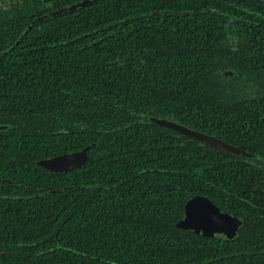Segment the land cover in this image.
Listing matches in <instances>:
<instances>
[{"label": "trees", "instance_id": "1", "mask_svg": "<svg viewBox=\"0 0 264 264\" xmlns=\"http://www.w3.org/2000/svg\"><path fill=\"white\" fill-rule=\"evenodd\" d=\"M2 1L0 264H264V170L155 121L264 144V97L225 93L264 61V0ZM196 195L234 238L185 227Z\"/></svg>", "mask_w": 264, "mask_h": 264}, {"label": "water", "instance_id": "2", "mask_svg": "<svg viewBox=\"0 0 264 264\" xmlns=\"http://www.w3.org/2000/svg\"><path fill=\"white\" fill-rule=\"evenodd\" d=\"M93 1L97 0H82L71 5L69 8L82 7ZM68 8V9H69ZM64 9L56 10L49 14L50 16L56 15ZM41 16L31 22L28 28L32 27L38 21L49 16ZM155 121L163 126L173 129L177 132L190 136L196 140L204 141L218 149H224L236 154H243L244 152L234 145H231L221 139L212 135L205 134L193 129H190L174 120L166 118H155ZM7 125L0 124V130L6 128ZM88 148L80 151L60 154L51 158L40 160V165L56 172H67L84 165L88 161ZM184 225L186 228L195 231L201 236H218V237H233L236 233L240 220L233 218L227 211L221 209L208 197L203 195H196L189 199L185 205V218Z\"/></svg>", "mask_w": 264, "mask_h": 264}, {"label": "flooded vegetation", "instance_id": "3", "mask_svg": "<svg viewBox=\"0 0 264 264\" xmlns=\"http://www.w3.org/2000/svg\"><path fill=\"white\" fill-rule=\"evenodd\" d=\"M233 48H234V45L232 46V49ZM231 54L232 53H230V55ZM231 60H233L232 63L230 62V64L233 65L232 66L233 68L235 64L238 65L239 63L238 61L234 59H230V61ZM263 66H264V61H260V62L258 61L256 63H253L252 68H249V69L247 68V69L242 70L241 74L238 73L239 71L237 67L232 70L226 71L227 75L237 78L235 82H232L231 80H229L228 90L225 92L227 96H230L233 98V100L229 99L230 102L238 101V100L240 101L243 99L245 100L253 99L259 96L264 97V70L262 69ZM241 150L244 152L241 155L245 157L246 161H248L249 163L253 165H256L257 167H259V169L264 170V144H247L245 148ZM228 214L232 216L233 218H237L238 220H240V225L238 226L235 235L231 238L218 237V236H210V237H216V238H221V239L222 238L232 239L237 235L238 229L242 225L243 221L242 219L238 218L234 214H231L229 212Z\"/></svg>", "mask_w": 264, "mask_h": 264}, {"label": "rangeland", "instance_id": "4", "mask_svg": "<svg viewBox=\"0 0 264 264\" xmlns=\"http://www.w3.org/2000/svg\"><path fill=\"white\" fill-rule=\"evenodd\" d=\"M2 5H4V3H3V1L2 0H0V6H2ZM227 95V94H226ZM230 100H233V98L232 97H230V96H227ZM155 118V117H154Z\"/></svg>", "mask_w": 264, "mask_h": 264}]
</instances>
